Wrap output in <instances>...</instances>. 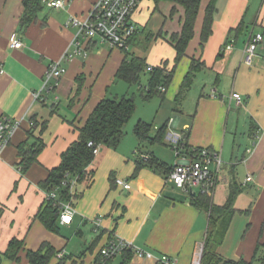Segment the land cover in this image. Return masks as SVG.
<instances>
[{
    "label": "crops",
    "instance_id": "0c3cea01",
    "mask_svg": "<svg viewBox=\"0 0 264 264\" xmlns=\"http://www.w3.org/2000/svg\"><path fill=\"white\" fill-rule=\"evenodd\" d=\"M46 1L42 0L35 21L22 28V0H0V118L20 122L0 155V264H9L5 252L12 239L23 241L20 253L24 258L27 250H37L47 242L56 250L50 264L59 260L63 264H93L100 247L116 238L130 241L148 255L129 249L109 264H160L162 255L171 257L175 264H191L194 253L203 246L209 215L190 203L191 194L167 181L179 160L166 143L139 142L130 132L132 128L116 147L99 145L83 179L75 180L72 221L58 223L74 231L78 249L72 251L68 239L34 219L46 200L39 183L59 164L61 153L77 139L78 128L107 95L102 90L107 82L102 73L106 65L108 77L115 80L125 55L124 50L99 37L76 39V27L67 24L70 17L84 19L96 0H62L63 6L58 8ZM210 1H199L193 35L168 92L179 104L175 103L165 123L166 129L183 133L188 147L220 152L222 165L215 176L212 201L224 204L231 183L240 191L215 253L225 260L250 261L257 242L264 243V0H214L211 33L202 42L201 29ZM143 9L151 10L154 22L151 17H141ZM131 18L137 30L127 50H147L152 43L164 49L169 45L172 50L166 51L174 59L171 37L182 27L181 4L143 0ZM156 22L161 26L153 27ZM254 33H261L262 41L248 66L242 61V51ZM13 37L20 38V48L10 47ZM77 46L82 53H74ZM64 55L61 64L65 71L56 87L41 90L35 98L48 65ZM164 62L168 67L173 65L162 57L147 64L152 67ZM192 62L197 68L191 85L177 98ZM231 93H239L242 102L237 103ZM39 142L43 147L36 162L21 173L19 147L27 149ZM247 176L250 181H246ZM116 178L127 180L130 189L117 185Z\"/></svg>",
    "mask_w": 264,
    "mask_h": 264
},
{
    "label": "trees",
    "instance_id": "16d2710c",
    "mask_svg": "<svg viewBox=\"0 0 264 264\" xmlns=\"http://www.w3.org/2000/svg\"><path fill=\"white\" fill-rule=\"evenodd\" d=\"M171 1L181 4L184 8V20L181 30L171 37L175 50L174 64L172 67H168L166 62H164L161 65L148 68V82L143 91H141L144 101H148L156 95L163 96L172 80L174 66L184 57L186 46L194 32V22L200 0ZM214 2V0H211L205 10L200 36L202 42L206 41L211 33L212 17L215 10ZM42 5V0H22L23 12L20 18L22 28H26L35 21L37 13L42 9ZM122 50H124L125 55L115 72L114 78L115 80L127 83L129 86L139 84L140 76L147 70L148 64L144 57L128 54L127 49ZM196 68L192 62L176 95L178 98L190 87ZM81 80L82 77L78 79V87L81 85ZM135 109L134 94H124L120 97L105 96L101 99L95 105L85 123L78 128L77 139L61 153L59 164L49 172L45 180L39 183V187L46 194L55 191L59 199L68 200L70 198L69 183L71 180L81 181L83 179L87 173L86 169L92 162L95 150L99 145L116 147L123 138L125 134L124 127L133 116ZM166 128L167 123H164L152 135L151 123L138 120L132 128V132L139 142H164ZM89 141L92 142L91 146L87 144ZM42 147V142L31 145L27 149L24 146L19 147L18 155L21 157L19 164L21 173H24L32 163L36 162L38 153ZM239 191L240 188L231 183L229 185L227 200L222 205H216L212 201L211 188L209 191H198L189 195L190 203L209 215L208 230L203 242L201 264H253L254 262L264 264V243L261 242H257L254 255L250 261H245L244 259L236 262L225 260L215 253V249L222 242L234 213L232 203ZM34 219L42 223L47 230L53 233L59 232V209L53 205L52 200H45L36 212ZM22 245V240L12 239L5 254L8 258L14 260L18 256ZM127 251L129 249H124L121 253L124 254ZM55 254L56 250L54 247L47 242H43L37 250H27L25 258L29 264H50ZM56 264H63V261L59 260Z\"/></svg>",
    "mask_w": 264,
    "mask_h": 264
},
{
    "label": "built area",
    "instance_id": "2783aa9c",
    "mask_svg": "<svg viewBox=\"0 0 264 264\" xmlns=\"http://www.w3.org/2000/svg\"><path fill=\"white\" fill-rule=\"evenodd\" d=\"M141 0H96L84 19L79 20L77 17H70L67 24L76 27L75 38L91 39L99 37L106 40L112 47L120 49L128 48V41L134 35L137 28L131 16L139 6ZM46 4L50 7H62V0H47ZM262 41L261 33L251 34L243 46L242 61L244 64L251 66L256 56L258 44ZM76 44L79 42L76 41ZM10 47L20 48L22 42L19 37H13L10 40ZM231 43L226 47L229 48ZM75 54L82 53L77 46L74 50ZM66 56H62L58 60L52 61L44 74L41 89L35 92L34 97L39 98L41 90H51L56 87L58 80L65 71L61 61ZM231 97L237 103L242 102V96L239 93H231ZM20 122L0 118V155L3 149L8 145L12 134L18 129ZM182 132L168 128L164 134V142L173 151L175 157L179 160L170 169L167 181L175 188L192 194L198 191H209L213 189L215 184V176L220 170L222 159L220 152L217 150L203 147H188L184 140ZM88 146L92 145L89 141ZM213 165L214 167H211ZM251 177L247 176L246 181H250ZM115 183L125 190L130 189L127 180L116 178ZM75 180L69 183L70 198L66 201L59 199L55 191L46 194V199L52 200L53 205L59 209V221L61 224H70L75 213L72 198L74 195L73 188ZM124 249H133L137 254L143 255V250L135 248L130 241L121 238L109 240L102 245L98 251V259L93 264H109L118 253ZM201 246L194 253L191 264H201L202 257ZM59 253L58 256H61ZM160 264H175V261L167 256L162 255L158 258Z\"/></svg>",
    "mask_w": 264,
    "mask_h": 264
},
{
    "label": "rangeland",
    "instance_id": "374dc122",
    "mask_svg": "<svg viewBox=\"0 0 264 264\" xmlns=\"http://www.w3.org/2000/svg\"><path fill=\"white\" fill-rule=\"evenodd\" d=\"M143 0L140 1V4L142 3ZM151 10L150 11H145V9L142 10V14L141 17H145L146 20L151 17V22H154V17L155 15H152ZM150 22V23H151ZM157 26H161V22H156L153 27H157ZM167 50H172V48L167 45L165 47ZM166 49H164L163 47H159L158 44H150L147 48V50H143V49H132V47L127 50L128 54H138V55H143L146 58L147 63L149 64H154L156 63V61L159 58H163V59H167L169 64H174L173 63V59L169 58L170 56V51H166ZM178 62L175 64L174 66V73L176 74V66H177ZM108 65V64H107ZM107 65L104 69V71L102 72L104 75V79H106L107 82H104L103 86H102V90L105 91V93L107 94L106 96L108 97H114V96H122L124 94H134L135 95V103H136V109L135 112L133 114V116L131 117V119L129 120V122L127 123L126 127H125V133L130 130L131 128H133L134 124L138 121V120H143L145 122L151 123L152 129H151V134L154 135L158 128L165 123L166 119L170 116V112L172 109H174L175 107V103L179 104L178 102H176L175 97L174 98H170L168 96V92L173 80V76H172V80L169 84V86L167 87V92H165L163 94V96L160 95H156L153 96L152 98H150L148 101H144L142 99L141 96V91H143V88L147 85L148 82V77H149V70L148 68L151 67V65H148L147 70H145L141 76H140V82L139 84L136 85H132L129 86L127 83L123 82V81H116V80H112L108 77V72H107ZM173 73V75H175ZM107 76V77H106ZM100 77V76H99ZM191 90H194V85L192 86ZM186 92V91H185ZM92 93V91H91ZM185 94V93H184ZM178 98V97H177ZM175 101V102H174ZM173 120V119H172ZM157 123L160 124V126H158L157 128L154 127V125H156ZM132 132V129L131 131ZM158 145H160V143H157ZM169 152V151H168ZM171 152V151H170ZM170 158H172V152L170 153ZM211 167H214L213 165H211ZM56 235H61L64 238L69 240V244L68 247L72 249V251H75L76 249H78L79 247V238L77 236H75L74 231L70 230V229H66L62 226H59V232L55 233ZM69 254V251L68 253ZM14 261V262H12ZM11 259L9 260V264H29L27 262V260L24 258V253H18V256H16V258H14V260ZM253 264H257V262H254Z\"/></svg>",
    "mask_w": 264,
    "mask_h": 264
}]
</instances>
